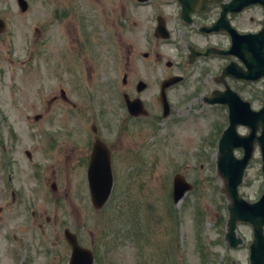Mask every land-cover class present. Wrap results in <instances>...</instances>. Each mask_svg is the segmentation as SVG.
<instances>
[{"label":"rangeland","instance_id":"374dc122","mask_svg":"<svg viewBox=\"0 0 264 264\" xmlns=\"http://www.w3.org/2000/svg\"><path fill=\"white\" fill-rule=\"evenodd\" d=\"M27 2L24 12L15 0H2L0 9L7 25L0 33V264H10L9 249L23 237L32 264L67 260L64 228L93 249L95 264H248L250 226L237 224L240 246L230 248L224 240L228 201L215 158L227 113L221 105L203 103L204 95L221 88L211 80L216 62L168 70L164 63L178 60L171 44L155 46L142 38L141 44H126L129 34L121 33L106 68L91 59L66 67L61 52L69 42L46 32L44 9ZM156 65L162 76H184L167 91L171 114L165 119ZM140 79L146 89L138 95ZM235 87L248 96L250 89ZM122 92L138 95L149 117L131 118ZM92 125L111 151L114 176L99 211L89 200L87 162H76L90 152ZM259 163L256 153L239 187L249 201L262 191ZM175 173L194 186L176 205Z\"/></svg>","mask_w":264,"mask_h":264},{"label":"flooded vegetation","instance_id":"af4514ba","mask_svg":"<svg viewBox=\"0 0 264 264\" xmlns=\"http://www.w3.org/2000/svg\"><path fill=\"white\" fill-rule=\"evenodd\" d=\"M0 0V9H1ZM33 9L43 8L41 21L46 32L54 31L69 42V50L61 52L63 65L74 67L79 61L91 59L97 67L106 68L113 56L116 36L128 33L127 42L141 44V38L158 44H171L174 56L179 59L168 62V70H177L189 65V60L196 62H216V69H221L231 61L216 55L213 50L225 48L230 43L225 32V22L236 32L234 61L238 69L246 71L243 60H248L252 80H235L237 86L250 89L244 97L257 110L264 106V0H30ZM227 5L233 10H227ZM33 14H36L33 12ZM37 17V16H36ZM49 34H47V37ZM141 46V45H139ZM121 48H125L122 45ZM133 48V46H131ZM207 52L208 56H200ZM141 54V51H138ZM155 56H160L157 52ZM99 59V60H98ZM158 71V72H157ZM154 77L160 86L163 79L172 76L162 72L159 67ZM260 74V75H258ZM123 85L126 75L123 74ZM217 75L211 80L217 82ZM141 81V79L139 80ZM229 80L228 82H231ZM146 87L143 89L145 90ZM236 88L237 93L242 94ZM140 91L138 95L141 93ZM63 95V94H62ZM138 95L130 96L140 98ZM65 99V97H63ZM141 99V98H140ZM145 106L144 102L142 101ZM91 146L98 129L92 125ZM100 137V136H99ZM76 162L81 166L87 158ZM75 160V159H74ZM76 164V163H75ZM48 221V220H47ZM79 241L76 232L72 231ZM23 237L16 246L9 249L10 264H32V249ZM59 264H67L61 259Z\"/></svg>","mask_w":264,"mask_h":264},{"label":"water","instance_id":"95a60500","mask_svg":"<svg viewBox=\"0 0 264 264\" xmlns=\"http://www.w3.org/2000/svg\"><path fill=\"white\" fill-rule=\"evenodd\" d=\"M21 9H25V2L18 0ZM4 28L3 22L0 21V29ZM180 78L173 77L166 80L161 85L160 101L164 106V114H168V106L165 98V89L176 83ZM143 88V84H138L137 89ZM225 95H222L221 100L215 99L213 94L212 100L207 99L208 103L223 102L227 104L229 114V126L223 132L218 144L217 155V172L225 181L226 194L230 200L228 205V221L227 232L225 238L231 247H236L241 243V240L235 237V225L237 221H245L253 226L254 240L249 246L250 264H264V236L262 234V226L264 225V194L256 203H247L242 200L237 194V186L241 182L242 172L247 165L252 154V146L249 144L245 151L244 157L240 160L232 158L233 148L239 147L244 141H253L255 139L253 132L256 129L253 115L249 110L247 103L241 102L234 93L226 88ZM218 96V94H216ZM137 102V101H136ZM127 108L131 115H138V106L133 102H128ZM145 114V112H141ZM255 119V118H254ZM256 120V119H255ZM258 121V120H256ZM237 125H246L250 133L246 136H240L236 132ZM261 140L262 153V170L264 173V125H262V136L257 138ZM29 156V154H27ZM87 183L90 194V200L95 209H100L108 199L112 186V176L110 169L109 152L103 145L95 143L91 154L89 166L87 169ZM172 200L176 204L183 197L186 191L191 189V186L180 175H175L172 180ZM67 242L72 247V254L69 264H92L93 258L89 251L80 248L74 237L65 232Z\"/></svg>","mask_w":264,"mask_h":264}]
</instances>
